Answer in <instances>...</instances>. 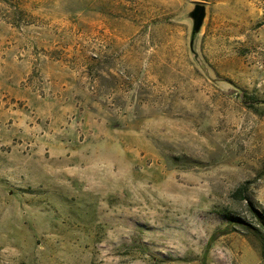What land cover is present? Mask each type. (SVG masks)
Masks as SVG:
<instances>
[{
    "label": "rangeland",
    "instance_id": "374dc122",
    "mask_svg": "<svg viewBox=\"0 0 264 264\" xmlns=\"http://www.w3.org/2000/svg\"><path fill=\"white\" fill-rule=\"evenodd\" d=\"M0 264H264V0H0Z\"/></svg>",
    "mask_w": 264,
    "mask_h": 264
},
{
    "label": "water",
    "instance_id": "95a60500",
    "mask_svg": "<svg viewBox=\"0 0 264 264\" xmlns=\"http://www.w3.org/2000/svg\"><path fill=\"white\" fill-rule=\"evenodd\" d=\"M192 16L194 18V28H193V32H192V43H193L195 36H196L197 32H199V30L201 29L204 18H205L204 7H199L198 10L195 11Z\"/></svg>",
    "mask_w": 264,
    "mask_h": 264
},
{
    "label": "trees",
    "instance_id": "16d2710c",
    "mask_svg": "<svg viewBox=\"0 0 264 264\" xmlns=\"http://www.w3.org/2000/svg\"><path fill=\"white\" fill-rule=\"evenodd\" d=\"M254 232H256V234H260V233H258L256 230H255Z\"/></svg>",
    "mask_w": 264,
    "mask_h": 264
}]
</instances>
